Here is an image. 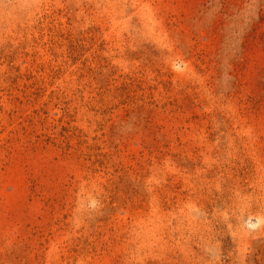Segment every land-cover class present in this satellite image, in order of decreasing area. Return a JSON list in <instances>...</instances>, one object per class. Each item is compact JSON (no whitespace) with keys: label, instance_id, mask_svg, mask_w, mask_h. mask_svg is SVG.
I'll use <instances>...</instances> for the list:
<instances>
[{"label":"rangeland","instance_id":"1","mask_svg":"<svg viewBox=\"0 0 264 264\" xmlns=\"http://www.w3.org/2000/svg\"><path fill=\"white\" fill-rule=\"evenodd\" d=\"M0 264H264V0H0Z\"/></svg>","mask_w":264,"mask_h":264}]
</instances>
